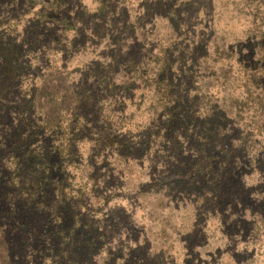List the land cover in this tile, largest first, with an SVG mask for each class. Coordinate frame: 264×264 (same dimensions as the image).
I'll use <instances>...</instances> for the list:
<instances>
[{
    "label": "rangeland",
    "instance_id": "374dc122",
    "mask_svg": "<svg viewBox=\"0 0 264 264\" xmlns=\"http://www.w3.org/2000/svg\"><path fill=\"white\" fill-rule=\"evenodd\" d=\"M5 30L27 107L0 111V264H264V139L253 135L264 121V0H0V40ZM68 105L76 154L59 153L54 129L17 144ZM192 106L194 126L208 113L237 148L202 183L184 177L199 151L183 117ZM89 163L96 185L82 190L95 210L75 219Z\"/></svg>",
    "mask_w": 264,
    "mask_h": 264
},
{
    "label": "trees",
    "instance_id": "16d2710c",
    "mask_svg": "<svg viewBox=\"0 0 264 264\" xmlns=\"http://www.w3.org/2000/svg\"><path fill=\"white\" fill-rule=\"evenodd\" d=\"M12 28V27H11ZM10 28V30H11ZM9 30H5V35L7 37L4 40H0V111L2 112V118H6V112L9 111L10 109L12 110H25L27 105L24 103L25 98L19 100L17 98L18 94V86H19V75H20V70H18L19 64L16 62L17 58V53L15 50V44L11 39V34L12 31H10V34L8 35ZM164 74V73H163ZM167 79V78H165ZM165 79L160 78V82H163ZM198 79V74H194L192 78V83L196 84ZM166 81V80H165ZM172 82L169 80L167 81V85L171 84ZM261 86H264V79L262 80ZM261 86L258 88L259 90L261 89ZM172 87H169L171 89ZM25 94V92H24ZM173 93H170V98ZM168 91L165 92V97L168 100L167 103H171L172 101L168 99ZM202 102H204V98H201ZM206 108L213 109L214 115L212 116L213 119H216L219 112L217 110L218 105H215L214 103H208L205 104ZM179 110H184L185 107L181 106L179 107ZM188 117L185 115L183 116L185 121L188 120V127L189 129L187 130L189 134L191 135V140L197 143V147L199 151L196 153V159L194 161V164L191 166L189 170V174L185 175V178H188V182L193 180L195 177H197L200 181L199 182H204V178L208 177V179H215L216 174H215V168L214 166L218 165L217 168L219 170L225 169L226 162L228 161V157L232 153L236 151L237 148H233L232 150L229 149L227 146H223L224 143L222 142V135H219L218 137L215 136L212 130L209 129V114H203V120H200L197 126H194V122L192 121V118L195 114V109L194 106H192L188 110ZM78 112H76L75 108L71 107V105H68L67 108L61 109L59 108L58 110H55L51 115L47 116L42 122L39 123H34L32 120L30 123V128L31 132H25L24 134H21L20 138L18 136L17 144L19 145L21 143V140H23L24 143L22 144H27L28 146H31V144L34 143L35 138H42V136L46 135L49 131H52L53 129L55 130L54 133H57L56 136L61 140L60 141V146L61 148L58 149L59 153L61 155L65 154H76V144L75 140L78 138L79 134L81 133V125L79 124V119L77 117ZM28 117V115H26ZM168 116L171 120H174L176 114H173L172 110L168 111ZM22 119V117H20ZM202 118V117H201ZM262 120H264V117H262ZM182 122V120H181ZM186 122V123H187ZM193 123V124H192ZM186 125V124H185ZM47 132V133H46ZM31 133V134H30ZM30 134V135H29ZM28 135V136H26ZM253 135H263L264 139V121H261L259 123V126L255 130ZM153 139H160V136H151L148 142H145L142 145V149L144 150V153L148 151L149 146L152 144L156 146L157 144L153 142ZM39 140V139H38ZM222 147L220 149V155L217 157H212L211 154H209V151H211V148L217 143L220 142ZM246 142V141H245ZM30 148V147H27ZM126 150L124 152V155H128V151H132L133 147H127L125 146ZM247 148L244 147L238 152L245 151ZM142 150V151H143ZM23 153V152H22ZM15 155V154H14ZM18 153L16 154V156ZM36 155V154H35ZM34 155V156H35ZM69 160L72 161V158H68ZM74 161V160H73ZM84 167H87L89 170L88 173L85 174V176L89 177L87 180L85 179V183L81 185V188H76V193H78L80 196H77L76 198L77 205L74 208L73 216L75 219H79L83 213V215L87 218L90 217V214H88V211L90 209L95 210L94 207H92V203L89 202L86 198H84V190H87L88 188L94 189L95 188V177L94 175H91L92 172L96 170L95 164L89 163L84 165ZM1 171V170H0ZM1 173V172H0ZM12 179L18 178V176H13L11 175ZM75 178L71 176H65V181L68 185L70 183H73ZM3 179L0 178V195L4 193V190L2 191L3 184ZM39 182L40 180L37 178V180L33 181V188H38L39 187ZM12 185L9 183L8 186ZM158 185H161V183H158ZM74 184H72V187H70L68 193L66 195H63L62 188L59 190V198L61 200V203H65L67 199H70L71 201V196L73 195V188ZM7 190V189H6ZM7 197H9V194H6ZM4 197V194L3 196ZM4 198V203L7 201ZM1 204V202H0ZM91 221H95L94 219H91ZM78 225V224H77Z\"/></svg>",
    "mask_w": 264,
    "mask_h": 264
}]
</instances>
